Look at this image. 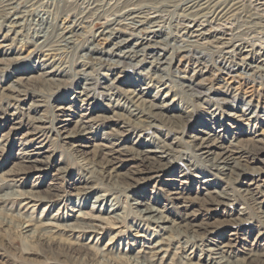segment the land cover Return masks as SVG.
Masks as SVG:
<instances>
[{"label": "rangeland", "instance_id": "374dc122", "mask_svg": "<svg viewBox=\"0 0 264 264\" xmlns=\"http://www.w3.org/2000/svg\"><path fill=\"white\" fill-rule=\"evenodd\" d=\"M65 1L21 0L12 4L16 12L8 10L7 19L0 17V178L13 180L2 185L0 195L11 190L30 191L49 200L33 206V203L25 204L27 201L1 198L0 207L4 214L19 216L21 222L31 221L32 224L54 215L61 218L60 223H72L74 216L83 213L107 219V214L90 209L95 197L103 195L100 208L112 201L118 207L116 213H127V219L121 224L108 220L114 224L109 225L114 230L98 231L91 237L69 233L62 236L61 239L74 244L72 251L64 252L55 244L37 245L31 234H26L28 238L18 233L16 221L7 219L12 223L0 229V264H98L83 261L85 255L77 252V247L86 246L92 254L106 253L108 248V259L117 256L132 259L136 252L150 251L157 242L163 244L159 250L154 249L158 251L154 264H196L199 261L202 264L198 255L207 247L187 240V247L182 249V239L176 233L138 217L131 209L135 201L158 208L177 225H182V219L188 214H194L186 219L192 218L189 222L197 223V231L202 232L205 227L204 231L210 232L204 236L203 245L211 246L209 241L226 244L230 242L229 233L235 231L238 237L235 252H225L230 259L241 257L243 247L264 248V77L242 71L234 64L220 65L212 52L213 46L199 47L200 51L195 50L197 55L193 56L194 53L176 52L171 42L168 47L158 45L159 49L152 52L148 45L152 46L153 41L160 38L144 33L129 36L131 33L124 31L126 34L118 39L100 35L101 31L108 30L104 19L77 22L79 6L73 5L76 17L68 16ZM235 1L241 16L252 15L259 21L260 11L255 0ZM168 11L166 19L171 22L178 10L176 13L172 8ZM246 21L237 18L233 24L246 30L251 27L259 30L258 24ZM10 22H14L13 28ZM63 30L68 33L64 34ZM165 30L172 32L173 28L167 26ZM60 34L63 39H59ZM146 37L152 42L144 41L134 47ZM65 39L70 41L68 45ZM122 39H131V42L127 47L117 48L115 45ZM53 44L56 47L49 50L48 46ZM84 45L94 47V52ZM128 50L136 52L137 57ZM201 52L206 53L203 58ZM93 54L107 61L103 65L89 63L88 58L95 57ZM154 57H159L160 62H170L168 57H171L172 63L159 65L154 63ZM189 86L194 89L189 90ZM132 93L147 102L168 104L170 109L164 114H182L183 121L175 127L166 122V117H161L154 122L158 128H147L146 117L136 115L135 105L126 99ZM129 112L136 116H130ZM39 117L53 125L55 134L47 135V131L35 128L34 119ZM205 132L214 135L208 143L217 139L220 148H213L211 155L204 158L198 156L197 150L201 143L198 139L205 137ZM66 135L69 138H65ZM119 141L127 146L128 154L124 157L127 161L104 169L106 158L101 146ZM153 144L171 150L168 160L174 164L173 168L159 180L151 179L152 174H132L139 165L140 157L136 152ZM36 146L40 148L34 150ZM237 146L246 148L247 153L240 156ZM222 147L234 153L236 158L230 164L236 163L235 167L241 169L233 168L242 174L240 177L206 167L207 162L220 155ZM131 148L137 150L134 152L129 150ZM32 150L41 154H32L30 159L43 162L20 170L24 153ZM87 167L100 174L88 178ZM178 177L184 179L183 186H168V180ZM203 178L212 180V185L201 184ZM85 183L92 187L95 184V188L78 198L75 192ZM115 185L127 189L117 190L113 188ZM180 187L185 190L184 197L193 199L191 207L184 211L179 208V201L171 199L174 197L171 193ZM213 190L234 191L247 205L243 199L228 206L216 204V195H206ZM243 208L245 215L238 216L244 222L233 224L231 221ZM171 229L174 231L173 227ZM53 236L58 239L60 234ZM109 242L112 244L106 246Z\"/></svg>", "mask_w": 264, "mask_h": 264}, {"label": "bare ground", "instance_id": "6f19581e", "mask_svg": "<svg viewBox=\"0 0 264 264\" xmlns=\"http://www.w3.org/2000/svg\"><path fill=\"white\" fill-rule=\"evenodd\" d=\"M17 1H21V0H3L0 3V17L7 19L10 14L9 12H6L8 10H14L16 12V9L15 7L12 6V4H16ZM68 1L67 0L65 1L66 3L65 8L69 9L68 16H70L71 14L75 15V13L72 11L74 10L73 9L74 4L78 5L80 8V11L78 12L79 16L77 22L78 21L84 22L85 20H86L85 22H87L88 21L87 19L93 21L96 19L98 21L104 19L106 21L105 25L108 30L101 31L99 33L100 35H108V37H114L117 39L120 38L122 34H126L124 31H129L131 33L129 34V36L135 35L133 34L135 32L136 34L144 33V34H148V36L152 35L153 38L156 37L160 38L158 41H153L154 43L152 46L148 45V49H151L152 52L155 51L154 49L157 48L159 49L158 45L160 44H163L165 47L166 46L168 47L169 42L172 43L170 45L172 46V49L176 50V52L179 53L180 52L194 53L195 50L197 53L198 51H200L197 50V48L199 47L213 46L212 49L215 48V50L212 52L214 53L215 60L220 65L224 67L225 66L229 67L232 64H234L239 66L238 69H241L242 71L245 72L252 71L258 74L259 76L264 77V17L263 18L261 17L262 15H264V0H255L257 2L256 5L258 6L257 10L260 11L259 21H257L258 19L254 18L252 15L241 16L237 12L238 3L235 0L234 1L233 0H68ZM171 8L175 10L174 13H176L178 10V14L173 21L170 20L171 22H169L166 19V15L169 13L168 10ZM237 18L247 19L246 22H250L253 25L258 24L256 26L258 27L259 30L255 31V28L252 27L251 29L246 30L247 28L245 27H237L238 25L234 26L233 23ZM10 23L12 24L11 28H13L15 26L14 22H10ZM167 26L173 28V31L167 32L165 30V27ZM65 31L63 30L64 34L70 32L71 29L68 32ZM161 36H164V38H162ZM56 38L58 37L56 36ZM59 39H63V34H60ZM150 40L151 39L146 37L139 44L137 43L134 44V47L138 45H142V42L144 41L145 43L152 42ZM199 41H205V44H202V42L200 44ZM129 42H131V39H122L120 40V42L117 43L118 45L115 46H117V48H123L125 46L127 47ZM65 43H67L68 45L70 41H66ZM43 44H45V42H43ZM55 47H56L55 44L49 45L48 49L53 50ZM84 47L86 49L88 48L87 45L86 46L84 45ZM204 48L207 49V47ZM93 49L95 48L94 47L88 48L89 51H93ZM128 53H132V55L135 54L133 55V57H137L136 52L132 50H128ZM200 54L202 55V58L206 55V53L204 52H201ZM156 55L159 57L164 56L158 53H156ZM194 55L197 54L194 53L193 56ZM94 56L95 57L90 56V58H88L89 63L94 62L97 65H103L105 61H107L105 59H102V57H98V56L96 57V55ZM159 57L153 58L154 63H157L159 65L162 64H168V66L171 65L172 63L171 57H168V59H170V62H160ZM127 58H130V56H128ZM182 88L183 87H181V89ZM187 88L189 90L194 89V87L190 88V86ZM135 97L138 96L132 93L131 97L128 96L126 99L129 102H131L133 105H135L136 115H140L141 117H146L147 120L145 123H147V128H158L157 126H155L154 122H157V120L161 119V117L163 118L166 117V122L169 123L170 126L174 125L175 127L177 126V124H180L183 121L184 117L182 116V114H179L177 116H166L164 114L165 110L170 109L168 104L158 105L151 101L147 102L141 99V97L140 98L138 97L136 102H133ZM129 113L130 116H136L131 112ZM184 113L185 112H183V114ZM34 121L36 123L35 128L38 131L39 130H42L44 132L47 131L46 133L47 135L53 133L55 134V129L51 123H48L46 120H43L40 117L35 118ZM136 125L139 126V124ZM205 133H203L205 137L199 139L197 138L198 140L201 141L199 149L197 150L199 153L198 156L201 157L202 156L208 157L209 155H211L213 148H218V149L220 148L217 146L219 143L217 139H214V141L211 144L208 143L210 142L208 139H210V137H213L214 135L208 133L205 134ZM57 134L59 133H56V135ZM42 135L43 134H41L40 138L42 137ZM64 137L69 138L68 135ZM101 147H102L103 155L106 158L104 169L108 170L112 168V166L110 165H114L116 162L122 164L123 162L127 161V159L124 157L125 155L128 154V151H127V146H125L123 141L122 142L119 141L115 144L113 143L108 145H102ZM34 148H35L34 150H36L39 149L40 146L39 147L36 146ZM34 150H32L30 153H24L25 155L23 156L25 157H23V162H22L23 166L19 167L20 170L24 171V168H28V167L30 168V165H32L33 163L39 164L43 162L41 160H37L36 158L32 160L30 159L32 154L33 155L41 154V151L35 152ZM129 150L134 151L137 149L131 148ZM221 150L223 151L220 153V155H217L218 157H216V159H214L213 161L207 162L206 167H208L209 170L216 171L217 173H223V174L225 173L224 175L236 174L233 176L237 178L240 177L242 174L236 173L234 169H238L240 171L241 169H239V167H235V165L237 166L236 163L234 166L230 164L232 163V160L236 158L233 156L234 153L223 147ZM168 151L170 152L171 150H169V148L154 144L142 148L140 152L139 151L136 152L137 155H139L140 157L138 159L139 165L134 169L132 174L134 175H143L144 173H146V175L152 174L150 176L151 179L158 178L159 180L162 174H164L165 172L167 173L174 166V164H170L171 161L168 160L169 157ZM237 152L238 154H240V156H243L244 154L247 153V150L246 148H243V146L242 147L237 146ZM190 163L193 164L192 162ZM33 166L35 167V165ZM87 173L90 175L88 178L95 177V174L96 175L100 174L99 171L92 170V167H87ZM178 178L179 179L171 178L170 180H168L167 182L170 183L168 184V186H174V184L183 186V184H185L184 179L180 177ZM9 182H13V180L0 178V189L2 185L8 184ZM211 182L212 180L208 178L206 179L203 178L200 181V183L204 184L205 187H207V185L210 184ZM87 185L88 184L85 183L84 186H80L79 188L76 187L78 189L77 190L78 192L77 193L75 192V194H77L78 198L87 195L89 191L95 188L94 186L95 184L93 185V187ZM126 186L128 188H132V185L130 184H126ZM204 186L202 187L203 189ZM127 187L121 185H115L113 188L117 190H126ZM233 192L234 191L219 192L213 190L211 193H207L206 195L214 194L216 195L214 196L216 199L215 202H217L216 204L228 206L237 199L238 200L243 199L240 195L235 194ZM184 193L185 190L183 191L181 187L180 190L178 189L177 191L171 193L172 196H174L171 199L175 201H179L180 202L179 208L183 211L191 207L190 205L191 202L193 201V199L184 197ZM102 196L98 195L95 197V200L92 201L94 205L92 204V207L90 209L91 211L107 214L109 216L107 219L101 218L100 216H94L88 213H83V214H79L76 217L74 216L73 217L74 222L72 223H60L61 218L56 217V215H54L53 217L38 219L36 224H32L31 221L29 222L24 220L23 222H21V218L19 216H8L4 214L3 210L0 207V229H3L4 227H8L9 225H11L12 222L7 221V219L16 221L18 223V226L16 225L17 226L16 228L18 229V233H21L24 237H28V235H26L27 233L31 234L32 235L31 239H33L34 243H36L37 245L48 247L55 244L57 245L56 247H58V249L60 248L61 251L63 250V252L65 250L72 251V246L74 244H70L67 240L61 239L62 236H65L69 233V234H80L82 237L86 235H90L91 237L92 234L97 233L98 231L109 229L110 228L109 225L111 221L108 220L112 219L113 221L112 223L121 224L123 221L127 219L126 218L127 213L126 214L124 213L125 215H120L119 213H116L118 207L114 202L112 203V201H108L109 203H104L103 204L104 207L100 208L99 203H101L100 197ZM52 197L55 199L59 198V196H55V195H53ZM1 198H3L4 200L16 199V200L27 201V203L25 204L33 203V206L42 202H46V203L49 202L47 197L38 196L36 192H30V191L11 190L0 195V203L1 201H3V199ZM243 201L247 205L245 199H243ZM132 206L134 208L131 209L132 210L134 209V212L138 215V217L142 218L143 220H148L152 222L154 226L158 228H162V230H171L173 234L176 233L175 235L177 237H181L182 249L187 247L188 245L187 240H190V242L194 243L196 246H198L199 244L198 242H200V246L207 247L204 250H200L201 253L198 255V260H202V264H264V248L258 249L257 247H255L254 249L253 247H243L242 248L243 251L241 252L242 256L233 257V259H230L229 255L228 256L225 255L226 251L230 253L235 252L234 250L236 249V246L238 244L236 242L238 237L235 231L229 233L230 238L228 240L230 242L226 244L218 245L214 241H209V244H211V246L203 245L202 241L204 240V236H206V234H210V232L204 231L205 227L203 226H201L203 227V231H202L203 233L197 231V229H195V228L199 229L197 223H193L192 221L189 222V220H192V218L186 219L188 217H194L195 216L194 214H190V215L188 214L186 217L183 216L184 219H182L183 220L182 225H177L174 224V222L173 223L170 222L168 218L164 217L162 214L163 211L149 204L145 205L141 201H135L132 204ZM194 210L197 211L195 208ZM245 213L246 210L243 208L242 212H239L237 214V217L234 219V221L232 220L231 222H234L233 224L244 222L243 219H241L238 215L240 216L245 215ZM95 221L101 224H97L95 223ZM112 223L111 225H114ZM164 224H168V225H164ZM112 227L113 226H111L110 229L114 230ZM172 227L174 228V231L173 229H171ZM57 232L60 234V237L58 239H54L53 234ZM206 242L207 241H205L204 243ZM110 244L112 243L109 242L107 243L106 246H109ZM162 244H163L162 242L161 243L157 242V244H155L153 249H151L150 251L136 252L133 256L134 258L132 259L130 256L129 257L117 256V257H110L111 259H108V256H106L109 254L108 248L106 253L96 252L92 254L91 251L85 249L86 246L85 248L77 247L78 248L77 252H81L85 255V258H82L83 261L98 262V264L99 263L154 264L155 256L158 254V251L154 252V249H158ZM191 252H194V247H191ZM196 264H201V261H199Z\"/></svg>", "mask_w": 264, "mask_h": 264}]
</instances>
